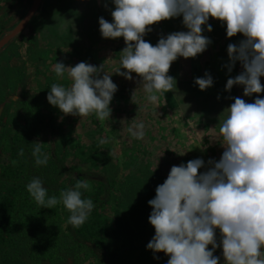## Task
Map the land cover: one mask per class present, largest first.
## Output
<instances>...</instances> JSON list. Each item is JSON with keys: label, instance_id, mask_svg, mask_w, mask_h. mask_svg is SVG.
<instances>
[{"label": "rangeland", "instance_id": "rangeland-1", "mask_svg": "<svg viewBox=\"0 0 264 264\" xmlns=\"http://www.w3.org/2000/svg\"><path fill=\"white\" fill-rule=\"evenodd\" d=\"M40 4V0H0V171L2 166L19 164L9 150L17 135L25 150V165L17 183L26 186L33 177H39L48 195L59 197L62 190L74 186V180L87 181L89 188L82 198L93 201L89 215L93 230L107 238L110 253L93 244L91 234L76 233L67 223L69 212L62 203L54 209L40 208L31 197H22L16 214L18 244L0 251V264H167L168 255L146 248L155 234L148 220L152 211L148 201L154 198L156 187L164 182L173 165L202 158L205 166L198 172H204L210 167V158L219 160L224 151L219 128L233 98H242L246 103L258 96L264 98V92L244 96L242 85L225 89L227 79L243 70L237 61L228 71L227 46L238 44L244 37L240 33L227 37L226 25L210 17L212 31H204L203 35L212 43L194 58H178L184 79L191 77L194 67L204 70L207 66L222 74L218 83L199 89L202 100L215 103L214 108L220 111L210 113L212 120L208 121L189 116L193 109L182 110L166 94H158L155 104L149 102L138 74L131 73L133 79H126L115 73L121 66L124 41L82 47L45 46L37 39L38 25L33 24ZM49 26V33L60 32L53 23ZM181 31L187 29L181 26ZM56 62L103 66L100 76L104 72L111 75L117 85L116 96L110 102V118L64 115L48 102L52 84L71 83L66 73L57 77L52 71ZM260 80L264 85V76ZM191 95V91L185 94L187 104L195 105L198 112L199 105L190 102ZM137 122L145 125L142 140L132 138L127 131ZM101 138L108 142L100 145ZM36 143L55 166L35 165L31 153ZM216 239L219 243V229ZM40 245H44L42 250L37 249ZM50 252H55L54 261H50ZM214 255L220 257L218 264H224L222 248L218 247Z\"/></svg>", "mask_w": 264, "mask_h": 264}, {"label": "clouds", "instance_id": "clouds-1", "mask_svg": "<svg viewBox=\"0 0 264 264\" xmlns=\"http://www.w3.org/2000/svg\"><path fill=\"white\" fill-rule=\"evenodd\" d=\"M112 21L100 17L99 30L103 38L123 37L126 47L115 73L133 79L131 73L142 78L147 100L157 103L158 94L175 90L176 80L168 75L172 62L179 57L194 58L212 43L209 18L226 25L227 37L237 33L244 39L238 44L229 43L228 71L240 62L242 71L227 79L226 90L234 85L243 86L244 96L264 92L260 78L264 76V0H111ZM107 7V5H105ZM182 17L187 31H175L161 36L155 45L144 36L156 22ZM203 26V27H202ZM121 68L127 71H121ZM52 71L57 77L70 79V85L54 83L47 100L64 115L88 116L97 119L111 117L110 102L117 85L103 66L79 62L66 66L56 62ZM199 89L205 90L214 83L205 72L194 79ZM16 98V97H14ZM226 108L227 115L219 132L224 148L219 160L209 159L210 167L202 158L186 164L173 165L164 182L155 189L154 198L148 201L152 211L148 220L155 234L146 248L164 252L167 264H218L220 257L214 252L222 248L224 264H264V98L252 103L235 97ZM129 135L142 140L145 125L137 122L127 129ZM108 141L99 139L100 145ZM19 154L23 156L24 150ZM36 166H47L48 155L41 151L40 143L32 149ZM26 190L41 207L55 208L62 203L69 212L67 223L80 227L91 214L94 204L82 198L81 189L87 190V181L77 180L72 188L62 190L59 197L49 196L39 177H33ZM217 229L220 241L217 243ZM211 245V248L208 246ZM158 259V257H154Z\"/></svg>", "mask_w": 264, "mask_h": 264}, {"label": "trees", "instance_id": "trees-1", "mask_svg": "<svg viewBox=\"0 0 264 264\" xmlns=\"http://www.w3.org/2000/svg\"><path fill=\"white\" fill-rule=\"evenodd\" d=\"M180 20L182 21V17H180ZM166 23L167 27L170 28L169 30H172V25L168 22ZM33 24L34 26L38 25V14H36V19ZM172 32H174V30H172ZM148 39H151V37H148ZM203 71L204 73H202ZM205 72H208L212 76L214 83H218V80L222 79V74L220 72L211 70L210 67L208 68L207 66L204 68V70H201V68L194 67L191 73V77L189 79H184L181 77L180 64L178 62V59L171 63L168 75L174 77L176 80V88L174 83L175 90L173 91L175 92L177 98L178 107L182 108V110L185 111L186 108L189 109L191 108V106H195L193 104H189V107V105L187 104L189 100L186 98L185 94L187 91H191L192 95L190 102L194 101V103H198L199 105L197 106V116H201L206 120L211 121L212 117L210 113L214 111H220L217 110V108H214L215 103L207 102L206 99L202 100L199 87L194 83V79L197 77H203L205 75ZM114 96H116L115 93ZM29 108H31V106H29ZM20 141L21 137L16 135L13 138L12 145L9 148L12 155L18 159L19 164L2 166L0 171V181H3L2 183L0 182V251L6 246H16V244H18V242H16V234H20V229L17 222L18 219L16 217L17 210L19 208V204L22 200V197L23 199H28L30 197L26 190V187L22 183H17V179L21 177L20 171L25 165L24 154L23 156L19 154L20 149L24 150ZM48 165L55 166L56 164L52 161H48ZM76 181L77 180L73 181L74 185ZM81 192L85 193L86 190L81 189ZM98 197L99 196L97 195L96 201H98ZM25 221H27V219H23V223H26ZM73 229L76 231V233H78V235L91 234L94 238L93 244H95L101 250L105 249L106 253H110V245L107 242V238L104 235H99L97 231L93 230L92 220L90 219V217H88V219L80 227H74ZM39 247L40 248L37 249L42 250L44 245H40ZM41 255H43V253H41ZM48 255L50 261L55 260V252H50Z\"/></svg>", "mask_w": 264, "mask_h": 264}, {"label": "crops", "instance_id": "crops-1", "mask_svg": "<svg viewBox=\"0 0 264 264\" xmlns=\"http://www.w3.org/2000/svg\"><path fill=\"white\" fill-rule=\"evenodd\" d=\"M114 8L111 0H41L40 10L37 13L38 29H40L37 39L45 46L76 45L82 47L100 42L110 44L122 42L123 37L103 38L99 30V18L103 17L111 22V11ZM180 21V17H176L156 22L150 26L153 30L147 33L144 39L155 45L162 35L166 36L172 33V30L181 31L183 25ZM166 22L172 25V30H169ZM52 23L54 28L59 27L60 32L49 33V25ZM165 94L169 96L172 103H177L173 90ZM194 107L191 106L190 109L193 111L188 114L189 116L198 115Z\"/></svg>", "mask_w": 264, "mask_h": 264}, {"label": "water", "instance_id": "water-1", "mask_svg": "<svg viewBox=\"0 0 264 264\" xmlns=\"http://www.w3.org/2000/svg\"><path fill=\"white\" fill-rule=\"evenodd\" d=\"M41 1V0H40Z\"/></svg>", "mask_w": 264, "mask_h": 264}]
</instances>
